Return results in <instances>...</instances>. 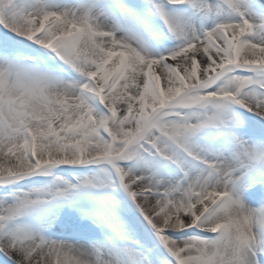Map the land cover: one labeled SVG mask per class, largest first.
Here are the masks:
<instances>
[{"label":"snow or ice","instance_id":"1","mask_svg":"<svg viewBox=\"0 0 264 264\" xmlns=\"http://www.w3.org/2000/svg\"><path fill=\"white\" fill-rule=\"evenodd\" d=\"M0 264H264V0H0Z\"/></svg>","mask_w":264,"mask_h":264}]
</instances>
